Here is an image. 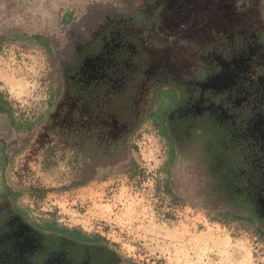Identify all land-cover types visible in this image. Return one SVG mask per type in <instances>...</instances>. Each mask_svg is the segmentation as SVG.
I'll return each instance as SVG.
<instances>
[{
	"label": "rangeland",
	"instance_id": "obj_1",
	"mask_svg": "<svg viewBox=\"0 0 264 264\" xmlns=\"http://www.w3.org/2000/svg\"><path fill=\"white\" fill-rule=\"evenodd\" d=\"M142 1L146 4V24L153 26L154 7L160 0H0V96L7 103L0 105V187L18 193L16 202L28 211L31 220L52 221L91 236L99 234L133 264H264V232L256 224L225 218L196 201L167 193L162 186L166 170L178 171L190 163L176 154L167 120L177 111L199 112L211 102L199 95L193 108H183L176 85L169 82L172 71L184 74L195 58H200L189 49L170 47L176 32L191 40L192 33L178 28L185 18L196 19L183 9L185 0H173L170 4L174 5L166 7L169 15L158 26L160 34L166 32L164 38L159 36L165 47L147 56L142 53L148 48L145 37L128 21L132 10L144 6ZM168 1L172 0L165 3ZM191 5L189 10L198 11L197 2ZM261 14L264 19V0ZM111 24L118 26L130 45L135 42L141 54L133 60L114 59L115 40L108 45L106 41L101 52L107 78L102 77L100 85L123 89L142 80L131 102L133 111L144 121L129 135L125 159L98 167L84 185H71L78 175L72 168L75 162L68 160L72 151L56 149L52 158L54 161L57 156L59 162L46 171L36 143L59 117L86 119L92 114V120L102 119L109 132L116 130L112 120L118 125L123 121L121 115L108 112L104 116L95 111L97 102L91 94L96 92L86 87L91 82L85 72L83 80H79L80 74L72 77L71 87L78 86L77 93L60 89L63 51L73 40L80 45L90 34L96 37ZM180 57L186 66L179 65ZM137 59L143 66L141 75L135 72ZM79 81L82 84L77 85ZM219 81L214 76L191 86L211 92ZM120 126L123 128L117 131L114 146L129 130L125 123ZM258 129L264 133L263 128ZM69 134L62 135L67 138ZM24 141L27 145L18 150ZM5 203L1 200L0 206ZM261 206L264 211V204Z\"/></svg>",
	"mask_w": 264,
	"mask_h": 264
},
{
	"label": "trees",
	"instance_id": "obj_2",
	"mask_svg": "<svg viewBox=\"0 0 264 264\" xmlns=\"http://www.w3.org/2000/svg\"><path fill=\"white\" fill-rule=\"evenodd\" d=\"M191 2L200 5L199 0H190L188 9L185 7L187 12L192 7ZM165 6L164 3L158 5L154 14L158 15ZM145 13L144 6L135 9L131 17L135 23L141 24L146 22ZM188 13L191 17L200 18L199 8L198 11L190 10ZM3 15L8 16L6 13ZM199 25L190 29L188 24L182 25L185 33H192L189 36L191 40H187L184 35L175 34L170 47L189 49L200 58H195L194 65L186 73L174 70L168 77L169 82L175 84L179 91L181 107L193 108L199 95L204 99L208 98L211 104L199 112L177 111L167 120L176 154L180 158H188L190 163L178 171L166 170L162 186L171 195L196 201L200 207L225 218L231 216L247 224H256L264 232V211L261 206L264 203V139L248 128L253 120L264 118V85L260 83L264 73L259 68L254 69L252 73L239 75L229 87L211 92L203 93L200 88L192 87L191 83H201L219 72L217 57L232 59L245 44L241 35L229 37L225 34L215 37L218 32L210 26H205L206 31L202 35ZM144 26L143 35L148 40V47L152 51L165 47L163 41L159 42V36L164 38L165 34H160L156 23L151 27L147 24ZM177 37L182 38L175 41ZM262 37L264 38V31L258 35L259 39ZM142 53L144 56L148 55L146 51ZM182 60V57L178 59L179 65L186 66ZM136 86L127 84L123 89L107 92L95 90L96 93L91 94L98 106L103 108V114L112 112L113 115L123 116L129 130L118 146H114L112 139L103 141L86 135L74 138L69 134L66 140L72 152L68 160L70 163L75 162V167L72 168L78 173L71 185H84L94 177L98 167L113 165L127 157L129 135L144 121L132 107L131 97ZM73 142L76 146H70ZM57 146L59 145L53 144L46 148L43 155L46 162L42 163L43 166L51 168L49 164L53 161L48 164L47 159L53 157ZM1 193H8L14 198L11 200ZM17 195V192L7 186L0 187V201L4 199L7 203L11 202L9 209L12 214L22 216L32 228L43 229L47 233L43 237L46 246L29 258L30 264H42L45 253L58 251V248L67 250L66 257L73 264H80L82 259H85L84 264H133L122 256L113 243L99 234L91 236L76 228L61 227L52 221L31 220L28 211L17 204ZM7 216V209H0V222ZM61 230L62 235H70L72 238L74 234L81 235L80 240L83 242L74 243V250H71L63 241L60 242ZM86 243L90 254L84 257L82 244Z\"/></svg>",
	"mask_w": 264,
	"mask_h": 264
},
{
	"label": "flooded vegetation",
	"instance_id": "obj_3",
	"mask_svg": "<svg viewBox=\"0 0 264 264\" xmlns=\"http://www.w3.org/2000/svg\"><path fill=\"white\" fill-rule=\"evenodd\" d=\"M160 1L162 2L158 3V5L164 3L167 6H165L164 9H161L158 15H155L156 21H154V24L156 23L157 26H159V24H161L162 22L164 23V20L169 15L166 7L170 8L172 5H174L170 4V2H173V0L168 1V3H165L167 0ZM188 2H190V0H185L184 2V5L187 9L189 5ZM199 2L200 18L194 19L192 21L191 19L187 20L185 18V20L181 24H179L178 28L182 27V25L188 24V28L190 29L191 27L200 24L199 27L202 35L205 34L206 31L205 26H210L218 32L215 34V37L219 38V35L222 36L225 34L229 37L241 35L245 40V44L242 50L239 53L234 54V56H232V59L225 60L217 57L219 72L212 74L209 77L214 78V76H217V81H219L221 78H225L226 81H224L223 83H220L219 81L218 85L214 87L215 90L229 87L239 75L243 73H252L254 69L259 68L263 70L264 73V56L262 54L264 52V38H258V35H260L264 31V20L261 14V0H199ZM143 3L144 2L142 1L141 4L145 6L146 4ZM185 7L183 9H185ZM154 8L156 9L157 5ZM180 8L182 9V7ZM165 11L166 13H164ZM188 12H190V10H188ZM131 16L132 15H130L128 19L130 27L138 31L141 34V37H143V27H145L144 24L146 25V22L137 24L134 22ZM150 26H152V23ZM117 27L118 26H116V24H111L106 30H103L101 33L97 34L96 37H93V35L90 34V36H88L85 40H80V45H78V43L76 44V41L73 40V43L70 44L71 46L63 51L64 56L59 67L61 77V90L66 89L68 94L72 93V91H70L71 89H73V91L75 92V88L77 89L78 86H75L74 84V86L72 85L71 87V84L73 82L72 77L76 78L80 74L81 79L79 77V80H83L82 77L84 76H81V74H83L84 72L86 73V76H89L91 82L89 83V86H86L88 89L102 92H104V90L106 92L110 90H117L112 89V87L110 89V86L103 87V85H100V83L102 82L101 78H107V75L104 73L105 69L103 68V64H105V62L102 63L103 53L101 52L104 44H106L107 41L108 45L115 40L114 45L117 46V49L111 52V54L114 56V59L118 58L120 60L123 59L122 57H129L131 60H133L136 59L134 57H136L137 54H139V56L141 54L140 47H138L135 42H132V45H130L129 41L124 40L123 34ZM149 30L153 32L152 28H149ZM175 34L172 35L171 38H174ZM144 41L145 44L148 45V40L145 39ZM156 50L160 51V49H155L154 51H152L149 47L146 48V52L148 55L150 53L157 54ZM137 62L138 59L135 64ZM138 64L139 65L136 68L138 71L136 70L135 72L141 75L140 73L142 72V63L138 62ZM79 82H76V84H82V81L80 83ZM141 83L142 80L137 82L138 89ZM260 83L261 85H264V75L262 76ZM60 89L59 91H61ZM80 89L83 90V88H79L78 90ZM95 111H97L98 114L104 115L103 108L98 106V104ZM136 113L138 115V112ZM73 116L70 115L68 117H59L54 121L55 124L52 123L50 127L45 128V132L39 137L40 140L38 141V143H36V146L37 148H41L38 155L40 157L41 167L43 170H52V167L59 162L56 156L54 161L53 158L47 159V162H56L55 164H52L53 162L51 164L48 163L49 165H51V168H48L45 165L43 166L42 163L46 162L43 158L46 148L53 144H57L59 145L57 146L58 150H63L62 148L64 147L68 149L66 136L64 137L62 134L70 133L74 138H79L83 135H86L87 137L95 136L98 140L104 141L105 139H112L113 141V139L116 138L117 131L119 132L123 128L120 125L124 123V121H121V124L118 125V122L112 120L116 130L109 132L104 129V121L102 119L92 120V114H88L86 119H84L83 117L81 118L78 116ZM121 118L123 119V116H121ZM263 122L264 118L255 119L252 121V123H250L248 128L251 132L256 133L258 137L264 139V133H260L258 129L260 127L264 129V127L262 126ZM117 125L119 127H117ZM252 125H255L258 128H255V130H253L251 128ZM84 130H87V132L83 133ZM73 131L75 132L71 133ZM25 141L23 143V148H21L20 150H23L24 146L27 145V143L25 144ZM70 146H76L75 142L74 144H70ZM60 159L63 160V158ZM74 179H72V181ZM4 205L0 206V209H7L8 216L0 222V264H30L29 258L34 253H36L37 250H41L46 246V243H43V237L45 236L44 233H46V230L42 229L41 231L40 229L36 230L35 228H32L27 219H24L18 214H12L10 212L9 203H5ZM60 232V242L63 241L68 248H71V250H74L72 249L74 247V243L83 242L80 240L81 235L77 236L73 233L75 236L72 238L70 237V235H62L63 230H61ZM82 246L84 247V254L82 256H89L90 251H87V243L82 244ZM66 256L67 250L61 248H58V251L51 250L50 252L45 253L42 264H73V262L69 261ZM84 261L85 259H82L80 261L81 263L79 261L78 262L80 264H84Z\"/></svg>",
	"mask_w": 264,
	"mask_h": 264
},
{
	"label": "crops",
	"instance_id": "obj_4",
	"mask_svg": "<svg viewBox=\"0 0 264 264\" xmlns=\"http://www.w3.org/2000/svg\"><path fill=\"white\" fill-rule=\"evenodd\" d=\"M2 104H6L7 105V103L4 101V99L0 96V105H2Z\"/></svg>",
	"mask_w": 264,
	"mask_h": 264
}]
</instances>
